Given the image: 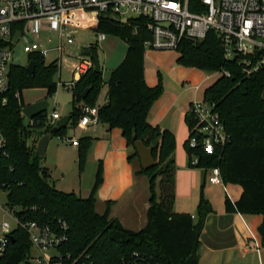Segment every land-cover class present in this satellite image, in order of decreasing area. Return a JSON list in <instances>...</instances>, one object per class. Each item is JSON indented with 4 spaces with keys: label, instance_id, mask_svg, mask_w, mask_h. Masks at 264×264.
I'll return each instance as SVG.
<instances>
[{
    "label": "trees",
    "instance_id": "16d2710c",
    "mask_svg": "<svg viewBox=\"0 0 264 264\" xmlns=\"http://www.w3.org/2000/svg\"><path fill=\"white\" fill-rule=\"evenodd\" d=\"M191 10H195L193 6ZM145 22L142 18L129 24L101 19L95 31L124 40L126 56L111 71L107 83L103 71L96 73L94 70L76 83L72 90L70 124V127L77 128L81 117L78 105L97 106V99L107 84L108 101L99 106V122L108 125L110 130L120 129L128 146L134 147L135 141H141L151 147L158 141L153 149L157 165L151 170L140 171L150 178L151 191L148 223L141 231L127 230L118 220L110 219L109 205L104 214L97 213L96 193L103 183L102 163L91 195L82 198L76 193L58 190L50 171L43 166L44 157L36 154L38 133L41 138L59 124L46 123V112L35 118L34 126L26 125L21 114L26 106L22 95L29 89H45L48 96L55 95L58 89L54 80L56 62L46 65L42 58L30 56V60L36 63L34 74H29L26 67L12 65L10 89L7 94L0 95V128L8 141L10 154L9 158L0 161V183L9 192L10 206L19 207L21 216L40 224L55 226L60 220L65 221L69 226L68 242L61 250L75 256L85 252L90 256L88 264H119L133 252L145 255L153 264H199L202 231L208 215L213 212L204 196L203 186L197 221L189 214L173 212L176 137L171 131L154 127L148 121L150 111L164 89L161 78L155 87L146 83L144 44L151 39V34L146 30ZM89 51L97 55L96 47H90ZM177 51L180 53L179 66L230 74L229 77L220 75L204 93L205 100L217 104L229 142L214 155L191 149L189 141L186 149L189 156L195 154L199 157V164L192 167L219 168L225 184H237L243 188L238 202L233 203L227 198L226 209L246 216L262 215L263 222L258 231L264 247V67L247 75L241 64L242 56L226 60L221 39L215 31H210L201 41L184 39ZM88 88L91 91L83 99ZM17 92L21 94L20 101L15 97ZM4 98H7L6 105L3 104ZM186 121L191 132L194 126L191 112ZM67 127H60L54 135L63 133ZM79 142V170L83 172L92 139L83 137ZM135 157H138L137 153ZM158 177L162 178L160 199L156 192ZM14 235V242L1 264H23L26 259L30 250L27 235L19 231Z\"/></svg>",
    "mask_w": 264,
    "mask_h": 264
},
{
    "label": "built area",
    "instance_id": "2783aa9c",
    "mask_svg": "<svg viewBox=\"0 0 264 264\" xmlns=\"http://www.w3.org/2000/svg\"><path fill=\"white\" fill-rule=\"evenodd\" d=\"M191 6L195 10H191ZM103 17L124 24L145 19V28L151 34V39L144 44L146 50L177 51L184 39L201 41L210 31H215L221 39L226 60L242 56L244 60L241 64L247 75L264 67V0H0V95L7 94L10 89L13 46L21 40L25 41L23 50L29 55V64L33 55L42 58L48 65L49 53L57 52L58 57L53 62L57 63L58 87L73 90L84 75L95 69V63L83 53L74 63L73 79L63 81L61 64L65 47L73 44L77 30L96 29ZM43 30L55 31L58 41L53 43L48 38L45 43L41 37ZM137 31L135 27L134 32ZM15 38H18L17 42ZM106 39L107 34H97V43ZM217 74L230 76L226 71ZM195 90L199 91L200 87H195ZM15 97L21 100L19 92ZM3 104H7V98L3 99ZM78 108L81 111L78 128L87 129L99 122V106L90 107L81 103ZM23 109L21 114L25 119ZM190 112L194 118L190 148L208 155L216 154L230 139L217 104L205 99L195 100ZM60 119L58 112L54 111L51 117H45V122L55 124ZM26 125L34 126L35 118L28 119ZM70 141L74 146L80 145L76 138ZM9 156L8 141L0 128V161ZM191 164H199L197 155H192ZM209 181L215 185L224 184L219 168L212 169ZM4 193H7L6 204L0 200V264L17 231L25 233L30 244L23 264L90 263V256L85 252L75 256L61 250L68 242L69 226L65 221L60 220L53 226L21 216L19 207L10 206L9 192L0 183V194ZM119 264L153 262L141 253L133 252Z\"/></svg>",
    "mask_w": 264,
    "mask_h": 264
},
{
    "label": "crops",
    "instance_id": "0c3cea01",
    "mask_svg": "<svg viewBox=\"0 0 264 264\" xmlns=\"http://www.w3.org/2000/svg\"><path fill=\"white\" fill-rule=\"evenodd\" d=\"M157 56L155 51L146 50V83L149 87H155L161 78L164 89L161 97L154 103L148 121L154 127L171 131L176 137V150L173 154L176 167L173 212L189 214L197 221L202 186L204 196L213 210L202 231L199 264H264V247L258 231L263 216H246L226 209L227 198L233 203L238 202L243 188L237 184H211L209 178L212 176V169L191 165L192 157L186 149L190 139L186 117L192 103L198 100L195 97V92L197 94L198 91L190 86L187 90L195 92L189 96L185 85L198 80L201 82L202 72L176 65L175 61L162 67L156 61ZM110 74L104 78L106 83ZM107 94L108 86L105 84L103 102L99 106L107 103ZM71 122L72 120L68 126ZM82 134L83 137H90L92 142L85 169L83 172L79 170V179H67V167L79 164V146H74L71 141L67 145H56L51 152V163L48 164V159L43 163L55 180V187L60 191L88 198L102 163L103 183L96 193L97 213L104 214L109 205L110 219L118 220L127 230L141 231L148 223L151 207L150 178L140 174L142 166L139 157H135L134 147L128 146L120 129L110 130L108 125L101 122L82 129Z\"/></svg>",
    "mask_w": 264,
    "mask_h": 264
},
{
    "label": "rangeland",
    "instance_id": "374dc122",
    "mask_svg": "<svg viewBox=\"0 0 264 264\" xmlns=\"http://www.w3.org/2000/svg\"><path fill=\"white\" fill-rule=\"evenodd\" d=\"M107 17L108 15L105 14ZM97 32L95 29H79L77 30L75 36H74V42L71 45H66L65 51L62 57V64H61V78L63 81H70L73 79L72 71L74 63L77 62L79 59V56H81L83 53L89 51L90 47H96L97 56L100 59L101 65H102V71L104 78H107L110 74L111 69L116 68L119 66V64L123 61V59L126 56L127 52V44L124 40L117 36L107 35V39L102 43H97ZM41 37L43 40H46L48 38H51L53 40V43H56L58 41L57 39V33L55 31L48 32L46 30H43L41 32ZM25 45V41L21 40L18 44L13 46L14 56H13V64L18 66L27 67L29 64V55L26 54L23 50ZM148 52L155 51L157 56V63L161 65L162 67H166L170 64V62H174L177 65V60L180 56V53L178 51H159V50H151L148 49ZM58 57L57 52H50L49 56L46 60L47 64L52 63L56 58ZM169 63V64H168ZM202 75V81L199 82V80L195 83L188 82L187 85H185V89L189 88L190 86L196 87L197 85H200V90L196 94L195 90L188 91L186 94L191 96L194 95L197 96L198 100L204 99V93L207 88H209L215 81L219 78V75L217 73H208L203 72ZM56 83H59V75H56L54 78ZM104 88V87H103ZM23 100L25 105H29L41 100H47L50 104V107L47 111L48 116H51L54 111H57L61 118H64L66 116H70L73 111V93L72 90H69L65 87H58L57 93L53 96H48L45 89H29L23 91ZM103 89L101 91V94L99 95L97 99V106H99L103 102ZM25 123H28V119L25 118ZM59 124V121L57 122ZM47 127V126H46ZM45 127V128H46ZM38 140L40 139V132L38 133ZM83 137L82 129L81 128H72L67 127V129L59 134L54 135L52 140L50 141L48 151L46 156H44L43 163H46V159H48V164L51 163V152L53 151V148H55L56 145H67L70 144V138H76L81 139ZM36 143V146H37ZM68 166L67 167V179L68 180H74L76 181L79 179V164L77 166L73 167ZM50 168V167H49ZM53 183L55 182L54 179ZM161 177H158L157 179V186H156V192H157V198L160 199L161 196ZM167 187H169L168 182L169 179L167 178ZM58 189V188H57ZM0 200L2 204H6L7 201V193L0 194ZM2 218V215L0 214V220ZM9 220V219H8Z\"/></svg>",
    "mask_w": 264,
    "mask_h": 264
},
{
    "label": "water",
    "instance_id": "95a60500",
    "mask_svg": "<svg viewBox=\"0 0 264 264\" xmlns=\"http://www.w3.org/2000/svg\"><path fill=\"white\" fill-rule=\"evenodd\" d=\"M126 22V21H125ZM20 35V34H19ZM18 41V38H15V42ZM85 56H90L94 63H95V69L94 71L96 73H100L102 71V65L100 62L99 57L92 53L91 51H87L84 53ZM29 74H34L36 70V63L34 61L30 62V64L26 67ZM91 91V88H88L84 93L82 98L85 99L89 92ZM50 107V104L47 100H41L32 104H29L24 107L23 113L28 119H34L48 111ZM71 120V116H66L62 118L59 121V126H56L53 128L49 133L44 134L37 143L36 146V154L39 156L44 157L47 153L48 145L50 143V140L54 134L58 132L60 127L66 128ZM158 141H155L151 147H147L143 142L141 141H135L134 143V149L136 153L138 154V157L141 162L142 169L148 171L153 169L157 162L153 156V149L157 147ZM12 242H14V238H12Z\"/></svg>",
    "mask_w": 264,
    "mask_h": 264
}]
</instances>
